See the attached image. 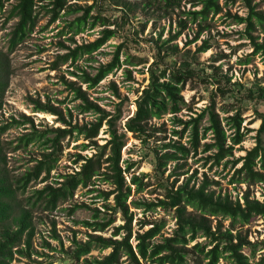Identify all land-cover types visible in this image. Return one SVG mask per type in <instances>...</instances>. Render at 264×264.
Masks as SVG:
<instances>
[{
	"label": "rangeland",
	"instance_id": "obj_1",
	"mask_svg": "<svg viewBox=\"0 0 264 264\" xmlns=\"http://www.w3.org/2000/svg\"><path fill=\"white\" fill-rule=\"evenodd\" d=\"M15 2L16 0L8 1L6 10ZM50 2L51 0L39 1L37 26L13 51H9V39L17 18L5 22V16L0 17V50L3 52L4 68L9 75V86L0 108V125L10 123L12 119L29 121L24 120L25 115L31 117L36 127L41 130L66 127L59 121L57 115L35 112L33 99H41L54 105L73 125H90L103 115L106 118L98 137L95 138L97 144H88L89 141L84 136H68L62 142L64 153L48 179L45 180L43 174L37 181L32 182L20 197L34 196L36 190L47 184L57 186L61 175L79 169L80 164H75L79 154L90 157L99 153L111 138L109 126L111 120L114 121V129L125 135L127 141L122 152V165L124 168L132 166L127 174L128 180L137 176L143 183V188L135 190L130 201L157 202L159 199H166L168 189L178 186L191 176L192 185L196 183L198 186L208 178L212 182L210 190L221 194L231 192L234 197H242L246 185L232 181L235 173L232 163L227 166L224 164L216 166L214 162L207 161L209 153L200 151L198 154H192L187 161H170L165 166L159 165L160 161H163L161 155L169 151L165 145L178 140L187 143L190 139L189 131L182 139L175 134L174 131H182L184 126L174 120L173 114H166L161 119H154L149 123L150 137L146 142L128 132L126 123L135 114L136 101L150 83V67L155 62H159V68H167L169 72L190 63L195 75L182 92L188 108L179 113L178 117L184 121L196 117L211 103V99L215 100L217 110L223 119L235 113V110L225 113L224 108H229L230 105L241 106L244 120L242 132L246 136L237 146L235 156L231 160L243 157L256 146L259 129L263 123L261 117L264 116V100L256 101L249 100L245 98L246 96L243 99L241 97L253 84L264 85V63L260 55L252 56L247 62L253 47L250 40L242 34L245 25L238 24L235 20V15H247L244 0H221L223 11L211 14L206 21L201 19L192 21L183 13L200 10L202 5L194 6L196 0H183L180 8L167 9L160 6L149 7L146 0H69L60 16L50 22L52 18V13L49 12L52 8ZM254 3H257L258 10L264 11V0H255ZM90 6L93 8L89 12L88 22L82 31L76 33L72 23L84 15ZM95 16L109 17L116 21V25L107 26L100 21L93 24ZM106 28L113 29L116 34L99 50L91 55H84L75 64L69 61L60 68L53 69L57 56L68 51L63 45L75 47L94 41ZM180 30L181 33L176 36ZM255 35L260 41H264V28L258 27ZM205 39L211 42L212 47L206 52H199L198 47ZM174 48L175 50H172ZM117 53L120 55L121 66L94 87H89L73 74V72L82 74V70H85L94 75L100 65L111 62ZM66 81L75 82L76 87H81L88 98L99 105L101 112L84 111L81 106L82 100L76 98L75 92L66 85ZM220 87H223L227 94L223 93ZM232 92L238 97H232ZM205 125L206 120L202 126ZM32 128L31 122L14 125L1 136L4 150L8 152L7 169L12 180L31 169L45 149V138L18 150L12 148L17 145L19 137ZM262 139L264 142V132ZM204 141H211L210 133ZM87 144L88 147H85ZM241 164L242 162L236 167ZM260 167L259 162L257 168ZM263 187L262 184L251 187L255 197L260 200L264 199ZM112 188V185L98 178L94 185L78 188L73 196L61 201L54 210H45L37 205L33 215L36 233L31 256L16 254L11 264H46L50 261H53V264H72L67 251L74 247L75 241L84 242L89 239V234L112 237L115 228L125 223L120 212L115 214L117 221L103 232L93 231L85 224V221L101 220L93 218L96 209L108 216L114 215V211L106 207L114 206L113 196L106 199L101 194L102 191H109ZM85 204L86 206L72 212L71 209L75 205ZM131 212L134 214L132 223L134 244L137 243V233H143L151 227L162 226L160 233L153 238V243H163L167 237L175 234L178 227L174 208L157 207L148 210L131 205ZM211 218L210 222L215 229L217 220ZM223 223L226 229L230 221L223 219ZM239 229L254 243L246 246L244 253L254 264H261L264 257L263 221L255 217L249 224L239 226ZM125 233L122 231L121 235ZM121 235L116 238H121ZM197 243L210 245V239L198 235L184 246L185 264H207L209 261L202 259L203 253L194 247ZM211 247L208 246L206 251ZM110 251L111 249H93L89 255L81 258L78 264H85V259L91 261L102 258ZM143 263L157 264L152 261ZM121 264L131 262L123 256ZM218 264L234 263L222 257Z\"/></svg>",
	"mask_w": 264,
	"mask_h": 264
},
{
	"label": "trees",
	"instance_id": "obj_2",
	"mask_svg": "<svg viewBox=\"0 0 264 264\" xmlns=\"http://www.w3.org/2000/svg\"><path fill=\"white\" fill-rule=\"evenodd\" d=\"M8 1L10 0H0V17L5 16V22L17 18V23L10 33L9 39V51H13L26 40L37 26L39 18L37 8L40 0H16L11 8L6 10ZM182 2L183 0H146L147 6H160L164 9L180 8ZM244 2L247 7V15H235V20L238 24L245 25L242 34L250 40L253 47V52L250 53L247 62L252 56L260 55L264 63V41H260L259 37L255 35L258 27L264 28V11L258 10L257 3H254L255 0H244ZM68 3L69 0H51L52 8L49 12L52 13V18L50 22L55 21L60 16ZM198 5H202L200 10L183 12L192 21L200 19L206 21L211 14H219L224 9L221 0H196L194 6ZM92 8L90 6L84 15L75 19L72 23L76 33L82 31L84 25L88 22L89 12ZM98 21L107 26L116 25V21L111 20L109 17L95 16L93 24ZM184 26L182 25V27ZM200 28L203 29V27ZM180 33L181 30L176 33V36ZM115 34L116 32L113 29L106 28L103 34L94 41L79 44L75 47L63 45L68 51L57 56L56 61L53 63V69H58L69 61L75 64L84 55L93 54ZM211 47V42L205 39L203 44L198 47V51L206 52ZM172 50H175V48ZM2 56L3 52L0 50V108L9 86V75L4 68ZM158 63L155 62L150 67V83L143 89L142 94L136 101L137 109L126 123L127 131L132 132L137 138L146 142L150 137L151 128L149 123L154 119H161L166 114H173L174 120L184 126L182 131H174L175 134L182 139L189 131L190 139L187 143L178 140L165 145V148L169 151L161 155L163 161H160L159 165L165 166L170 161H187L192 154H198L200 151L209 153L206 157L207 161L214 162L216 166L221 164L227 166L232 163L235 168L232 181L246 185L242 197H234L231 192L221 194L210 190L212 182L208 178H205L198 186L196 183L192 185L191 176L178 186L168 189L166 199H159L157 202L130 201L134 191L143 188V183L137 176H133L130 181L128 180L127 174L132 166L129 165L124 168L122 165V152L127 141L125 135L119 134L114 129V121L111 120L109 121L111 138L99 153H95L90 157L79 154L75 161V164H80L79 169L61 175V180L57 186L47 184L45 187L36 190L34 196L21 198L20 194L24 193L29 185L37 181L43 174H45L43 178L48 179L64 153L62 145L64 139L74 135L76 137L84 136L89 141L88 144H97L95 138L98 137L106 118L103 115L99 117L98 121L90 125H73L54 105L43 102L41 99H33L35 112L57 115L60 118L59 121L64 123L66 127L41 130L36 127L31 117L25 115L24 120L29 121L22 122L18 119H12L10 123L0 125V264H11L16 254L31 256L33 239L36 233L33 215L34 208L37 205L45 208V210H54L61 201L73 196L78 188L92 186L98 178L103 179L113 187L109 191H102L101 194L106 199L113 196L114 206L106 205V207L108 210H113L114 215L108 216L101 210L96 209L93 218L94 220H101L85 221L86 226L93 229V231L103 232L117 221L115 217L117 212L122 214L125 223L115 228L112 237L89 234L88 240L84 242L75 241L74 247L67 251L72 264H78L81 258L89 255L93 249H111V251L102 258H95L91 261L85 259V264H121L123 256H126L131 264H144V261H152L157 264H185L184 246L196 239L198 235L210 239V245L207 243L194 245L203 253L202 259H209L207 264H218L222 257L231 260L234 264H254L243 251L246 246L254 243L248 239L246 234L244 235L241 232L239 226L249 224L255 217H259L264 224V199L256 198L254 192L251 191L253 185H264V142L262 139L264 116L261 117L263 123L259 129L256 146L247 151L243 157L231 160L235 156L237 146L244 141L246 136L242 132L244 120L241 106L230 105L229 108H224L225 113L234 110L235 113L223 119L217 110L215 100L211 99V103L202 109L196 117L184 121L178 117L179 113L188 108L182 92L189 81L194 78L195 71L190 63H186L170 72L167 68H159ZM120 66V55L117 53L111 62L100 65L94 75L85 70H82V74L75 72L73 74L79 77L83 83L88 84L89 87H94ZM66 85L75 92L77 99L82 100L81 106L84 111L101 112L99 105L91 101L81 87H76L75 82L66 81ZM220 90L227 94L223 87H220ZM231 96L238 97L234 92L231 93ZM243 97L249 100H264V85L260 83L253 84L241 98L243 99ZM204 120H206L207 125L202 126ZM27 122L32 123V130L20 136L17 145L12 148L18 150L45 138V149L41 158L35 160L36 163L31 169L12 180L7 169L8 152L4 150L1 136L12 126L26 124ZM209 133L211 134V141H204ZM50 134L54 136L51 137ZM88 144L85 147H88ZM107 151L109 152L107 153ZM240 162H242L241 166L236 167ZM259 162L261 167L257 168ZM134 186H136V189H134ZM262 196L264 197V187ZM131 205L138 209L144 207L148 210L157 207L174 208L178 225L175 234L167 237L163 243H153V238L160 233L162 227L157 225L143 233H137V243L134 244L132 241L134 236L132 229L134 214L131 212ZM82 206H86V204L75 205L71 210L74 212ZM211 217L217 220L215 229H213L210 222ZM223 219L230 221L229 227L226 229L223 227ZM122 231L126 232L123 236L121 235ZM120 235L121 238H116ZM208 246L212 247L206 251ZM263 262L264 257L260 263ZM53 263V261H50L46 264Z\"/></svg>",
	"mask_w": 264,
	"mask_h": 264
}]
</instances>
